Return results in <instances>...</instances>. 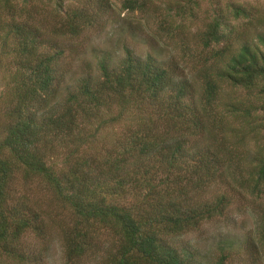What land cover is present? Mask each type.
<instances>
[{"label":"trees","instance_id":"obj_1","mask_svg":"<svg viewBox=\"0 0 264 264\" xmlns=\"http://www.w3.org/2000/svg\"><path fill=\"white\" fill-rule=\"evenodd\" d=\"M22 1L23 6L15 10L10 0H3L10 24L0 46L13 56L15 70L0 95V264L40 261L38 254L23 252L19 246L24 235L44 232L46 211L27 193L17 195L18 176L25 183L39 181L52 201L68 212L64 232L68 262L86 256L99 238L110 232L117 241L105 264H194L191 253L178 251L164 236L182 234L221 213L223 197L214 206L186 207L177 200H182L190 187L203 189L217 179L224 160L218 156V147L190 152L187 139L222 130L223 123L212 107L219 95L215 78L245 91L261 84L256 94L264 98V39L259 38L258 52L243 45L224 61L223 49L213 47L227 39L231 30L224 18L215 14L201 36L202 46L208 50L206 60L213 62L207 66L209 73L205 72L199 97L185 81L173 80V73L150 56L142 60L126 48L121 63L112 66L103 56L97 65L98 76L79 77L66 87L70 75L64 65L66 51L55 41L47 42L46 33L51 31L60 38L78 35L80 25H93L95 17L110 9L109 1L91 0L89 8L65 9L66 0H42L54 6L45 26L39 22V9L29 6L32 0ZM118 1L120 9L130 13H141L145 7V0ZM190 4L195 3L169 13L190 14ZM234 12L237 19L249 18L242 9ZM9 40H13L12 46ZM113 104L121 111L133 107L149 115L154 112V117L150 115L127 130L111 148L81 152L86 149L82 145L95 140L87 129L97 123L98 132L109 121L101 119V112ZM229 106L230 112L242 111ZM243 111L249 117L264 115V105ZM118 117L109 118L114 121ZM58 146L66 150L61 166L52 161ZM223 150L227 157L230 149ZM250 178V193L264 194V156ZM171 183L181 186L171 188ZM262 217L256 234L264 251V213ZM224 261L225 257H220L216 264Z\"/></svg>","mask_w":264,"mask_h":264},{"label":"rangeland","instance_id":"obj_2","mask_svg":"<svg viewBox=\"0 0 264 264\" xmlns=\"http://www.w3.org/2000/svg\"><path fill=\"white\" fill-rule=\"evenodd\" d=\"M90 1L66 0L64 7L89 8ZM108 1L110 9L102 12L98 18L95 17L96 23H92L93 25H80L78 35L60 38L51 35V31L46 33L47 42L55 41L66 51L64 65L69 67L70 73L66 87L79 77L88 74L98 76L97 65L103 56L107 57L106 61L112 66L121 63L126 48L136 58L145 60L150 56L155 64L173 73V80L185 81L191 93L199 97L204 89L203 77L208 71L207 66L213 62L211 58H208L209 62L206 60L208 50L203 48L201 36L213 22L215 14L223 17L228 30H231L227 39L213 47V50L223 49L226 55L224 61L237 54L243 45L255 52L261 50L259 38L264 39V0H145L141 13L121 10L118 0ZM191 1L195 4H190V14L180 17L169 13L186 7ZM22 3V0H10L9 5L19 10ZM32 5L41 12L39 22L45 26L53 16V4L32 0L29 6ZM3 7V0H0V40L10 24L9 12L7 9L3 10ZM236 8L244 10L249 18H235ZM161 22L164 26L160 25ZM12 41H8L10 46L13 45ZM14 70L13 56L5 50L1 51L0 46V95L7 82L12 79ZM215 81L219 86V95L212 107L223 123L222 130L218 134L212 131L204 136L189 137L187 145L192 153L218 147V156L224 160V167L222 164L219 177L213 182L199 190L190 187L188 194L184 192L182 200L177 202L186 207L204 204L214 206L223 197V208L221 213H215L197 227L189 228L176 236L165 235L164 239L178 251L191 253L194 264H216L223 256L224 264H264V251L258 245V233L256 234L263 219L264 194L255 196L250 193V175L264 156V115L257 113L249 117L243 111L244 108H259L264 105V98L256 94L261 84L252 91H245L231 88L217 78ZM229 105L238 106L242 111L230 112L227 110L230 109ZM126 109L121 111L118 104H113L108 111H102L101 119L109 121L102 124L98 132L97 123L87 129L86 133L95 137V140L92 144L82 145L86 149H79V152L91 154L111 148L116 141L124 138L127 130L144 122L150 115L151 119L154 117V112L149 115V112L133 107ZM116 115H119L117 120L109 118ZM2 123L0 116V125ZM223 148L230 149L227 157ZM65 155V148L58 146L52 157L53 163L61 166ZM170 186L177 188L181 185L171 183ZM15 188L17 195L27 193L32 202L46 211L44 232L39 235H24L22 245L19 246L23 252L38 254L40 261L37 264H105L108 261L117 241L110 232L99 238L92 253L87 252L81 259L68 262L64 254L68 212L52 201L39 181L25 183L18 176Z\"/></svg>","mask_w":264,"mask_h":264}]
</instances>
